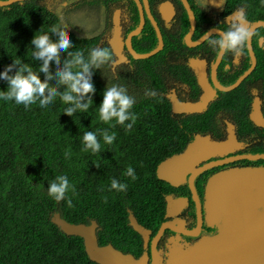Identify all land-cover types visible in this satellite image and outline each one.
<instances>
[{
    "label": "trees",
    "instance_id": "obj_1",
    "mask_svg": "<svg viewBox=\"0 0 264 264\" xmlns=\"http://www.w3.org/2000/svg\"><path fill=\"white\" fill-rule=\"evenodd\" d=\"M248 2L264 8L260 0ZM57 23L72 41L70 51L81 49L87 56L97 47L94 39L61 24L57 13L46 9L40 0L0 6V72L17 57L38 72L43 61L32 56L31 40ZM48 34L54 42L56 34ZM66 58V53H60L58 66L50 63L48 74L55 77ZM148 60L142 59L143 64ZM19 67L13 66L9 74H15ZM38 74L43 82L45 74ZM91 81L95 88L89 94L92 106L72 116L62 111L70 105L62 104L59 97L47 109L32 105L26 110L22 104L0 101V264H99L89 259L82 237L66 234L52 222L54 212L74 223L96 220L99 244L128 232L137 235L129 224V211L141 222L161 218L164 200L158 188L165 182L158 178L156 167L165 157L182 150L198 125L184 124L192 119L174 116L167 99L159 93L152 98L155 94L141 88L130 94L134 98L132 111L137 114L133 128L110 127L98 120L95 109L111 84L105 83L98 68L92 70ZM155 87L162 89L161 83ZM49 88L63 92L65 85H57L53 79ZM6 89L7 81L0 79V90ZM87 99L88 95L81 103ZM210 126L200 125L199 131L206 132ZM84 131L97 132L102 144L98 154L81 152ZM104 131L116 133L112 145L103 144ZM66 149L70 158H65ZM128 166L133 167L137 179L123 174ZM57 175H67L75 189L59 202L47 195L49 183ZM112 178L126 182L127 190L109 192Z\"/></svg>",
    "mask_w": 264,
    "mask_h": 264
},
{
    "label": "flooded vegetation",
    "instance_id": "obj_2",
    "mask_svg": "<svg viewBox=\"0 0 264 264\" xmlns=\"http://www.w3.org/2000/svg\"><path fill=\"white\" fill-rule=\"evenodd\" d=\"M40 1L57 13L61 24L76 34L94 39L97 47L111 50L113 60L100 67L108 86L123 85L128 88L129 95L141 88L154 93L152 98L159 93L169 101L174 116L192 119L184 124L195 123L198 127L186 145L196 134L209 135L210 142L224 141L230 133L234 135L232 146L230 144L220 154L193 165L197 168L208 162L216 163L195 174L192 180L194 192L190 176L195 168L187 171L177 185L162 179L165 182L163 188H158L164 200L161 218L141 222L129 211L145 228V234L133 229L138 236L128 232L108 243L135 258L144 257L146 264H168L174 255L183 256L200 240L217 235L219 226L207 217L205 207V186L209 177L233 166H264V159L237 157L264 152V27L260 29L254 25L258 20L250 18V7L245 11L253 34L245 52L239 56L230 53L217 56L216 46L207 41L209 37L220 35V28L228 25L235 12L227 0H205L203 8L198 0ZM188 8L194 15L195 26L187 37L190 30ZM114 30H117L121 58L115 55L110 43ZM210 30L212 33L198 42V38ZM133 31L137 33L131 35ZM159 34L162 40L160 49L147 57L148 61L143 64V58L133 56L132 51L144 53L156 47ZM248 69L250 73L237 87L229 91L219 88L218 84L228 86L234 83ZM202 78L212 96L206 108L202 111H174L172 99L181 103L201 100L205 91L200 83ZM160 83L162 89L157 91L155 86ZM217 105H221L229 121L221 114L223 121L212 123L206 132L199 131L203 113ZM186 145L183 149L187 148ZM182 150L169 156L175 160L178 157L179 162H183ZM169 200L173 205H169ZM165 222L168 225L159 232Z\"/></svg>",
    "mask_w": 264,
    "mask_h": 264
},
{
    "label": "water",
    "instance_id": "obj_3",
    "mask_svg": "<svg viewBox=\"0 0 264 264\" xmlns=\"http://www.w3.org/2000/svg\"><path fill=\"white\" fill-rule=\"evenodd\" d=\"M17 1L23 0H0V6H7ZM188 13L190 30L186 34L187 37L195 26L194 15L189 8ZM254 25L264 26V22L259 20ZM212 31L203 34L198 41L208 37ZM136 33L137 31H133L131 35ZM110 43L115 55L121 58L117 30H114ZM161 44L162 40L159 34V43L156 47L144 53L132 51L133 56L147 58L158 51ZM250 71L248 69L228 86L218 84L219 88L225 91L232 90L240 84ZM200 83L205 89L201 100L196 103H181L177 99H172L174 111H202L206 108L212 96L210 90L207 89L208 85L205 79H200ZM252 118L254 119V116ZM233 136L230 133L224 141L210 142L209 135L196 134L194 139L186 145L187 148L182 150V157L185 160L179 162L178 157L175 160L171 156L164 158L156 167L157 176L177 185L187 171L195 168L193 165L215 154H220V151L230 144L232 146L235 143ZM201 145L203 149H201ZM237 157L250 160L264 159V152ZM214 164L208 162L192 171L190 182L193 192L195 189H193L192 180L195 174ZM169 205H173L170 200ZM205 207L207 217L218 224L219 233L200 240L183 256L174 255L168 264H264V166H233L211 175L205 186ZM51 220L66 234L82 237L85 252L89 259L96 263L146 264L144 257L135 258L129 253L116 249L110 243L99 244L96 233L98 223L94 219L88 224L74 223L64 219L59 212H54ZM129 224L138 233L145 234V228L138 223L132 213L129 214ZM166 225H168L166 222L163 223L159 232Z\"/></svg>",
    "mask_w": 264,
    "mask_h": 264
},
{
    "label": "clouds",
    "instance_id": "obj_4",
    "mask_svg": "<svg viewBox=\"0 0 264 264\" xmlns=\"http://www.w3.org/2000/svg\"><path fill=\"white\" fill-rule=\"evenodd\" d=\"M198 2L201 3L202 8L205 6V0H198ZM260 3L264 6V0H260ZM246 7V4L241 5L234 12L228 25L220 28L219 36L208 38V44L216 46L217 56L229 53L232 56H239L245 52L246 44L253 34L248 23V16L245 11ZM45 8L51 10L47 7ZM51 11L53 12V10ZM49 31L56 34L54 42L49 37ZM31 44L34 45V50L31 52L32 56L43 61L39 66L38 72L45 74V80L42 82L38 72L33 71L30 65L21 64L20 59L17 57L13 61V64L7 65L5 70L0 72V79L7 81V89L0 90V101H13L17 105L22 104L26 110L31 108L32 105H37L41 109H47L59 97L62 104L70 105L64 107L62 110L69 116H72L77 111H88L93 104L89 94L95 92L91 81L92 70L100 68L106 62L113 60L111 50L108 47H92L88 51L87 56H85L84 51L81 49L70 51L72 41L60 29L58 23L53 24L46 32H37L33 36ZM60 53H66L67 58L64 61L63 69L57 71L55 77H53L48 74V66L50 63L54 68L58 66ZM15 65H20V67L15 74L10 75L9 73ZM53 79L56 80L57 85H65L63 92H58L55 88H49V81ZM46 90L48 91L45 95ZM147 94L154 95L151 92ZM86 95H88V99L81 103V99ZM133 106L134 98L128 95L126 88L112 84L104 90L103 99L95 110L99 121L108 124L110 127L122 125L126 131H130L137 120V114L132 111ZM126 121L128 123H125ZM115 139L116 133L114 131L111 133L104 131L102 133L104 145H112ZM81 144V152L84 153L95 155L102 149L101 141L97 138V132L95 131H84ZM64 155L65 158L71 157L68 149L65 150ZM123 174L132 180L137 179L132 166H128ZM127 188L128 184L126 182L112 178L107 190L109 192L112 190L124 192ZM70 189L73 192L75 191L67 175H57L49 183L47 195L59 202L65 199L66 193ZM68 203L71 204V200Z\"/></svg>",
    "mask_w": 264,
    "mask_h": 264
},
{
    "label": "rangeland",
    "instance_id": "obj_5",
    "mask_svg": "<svg viewBox=\"0 0 264 264\" xmlns=\"http://www.w3.org/2000/svg\"><path fill=\"white\" fill-rule=\"evenodd\" d=\"M227 1L229 2V5L231 6V8L234 9L235 11L241 5H245L246 4L247 7H250V9H251V12H249L250 18L251 19H257L258 21L261 20V21L264 22V8L256 7L254 4L249 3L248 0H227ZM252 12H253V15H252ZM256 27H260V29H261L263 27V25H257ZM98 69H99V71L101 73V68H98ZM221 114H223L225 116L226 120L229 121V117L223 111V109H221V105H217V106H215L213 108H210L206 112H204L203 113L202 123H201L202 127L205 126V128L207 129V127L210 124L216 123V121H218V122L223 121Z\"/></svg>",
    "mask_w": 264,
    "mask_h": 264
}]
</instances>
